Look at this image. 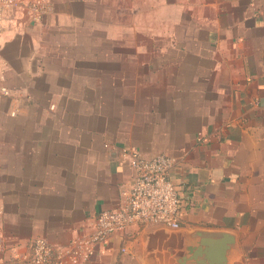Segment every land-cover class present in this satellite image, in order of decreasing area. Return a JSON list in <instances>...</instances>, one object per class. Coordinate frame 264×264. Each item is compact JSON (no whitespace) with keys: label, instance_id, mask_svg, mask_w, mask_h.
<instances>
[{"label":"crops","instance_id":"0c3cea01","mask_svg":"<svg viewBox=\"0 0 264 264\" xmlns=\"http://www.w3.org/2000/svg\"><path fill=\"white\" fill-rule=\"evenodd\" d=\"M51 2L39 23L0 22V264L117 209L134 177L123 148L176 159L180 226H129L82 264H264V0ZM81 30L120 66L99 77L103 110L79 59L58 58L64 74L43 53Z\"/></svg>","mask_w":264,"mask_h":264},{"label":"built area","instance_id":"2783aa9c","mask_svg":"<svg viewBox=\"0 0 264 264\" xmlns=\"http://www.w3.org/2000/svg\"><path fill=\"white\" fill-rule=\"evenodd\" d=\"M52 10L51 0H0V22L15 13L39 23ZM1 92L8 94L6 88H1ZM120 155L128 160L134 177L131 186L121 192L119 207L98 212L90 220L88 230L65 246L33 238L28 250L19 256L18 264H82L91 258L96 245L129 226L154 224L179 228V198L169 176L176 159L165 154L146 157L127 148L121 149Z\"/></svg>","mask_w":264,"mask_h":264},{"label":"rangeland","instance_id":"374dc122","mask_svg":"<svg viewBox=\"0 0 264 264\" xmlns=\"http://www.w3.org/2000/svg\"><path fill=\"white\" fill-rule=\"evenodd\" d=\"M100 19V18H98ZM153 24V21L151 18L146 17L145 18V25L146 26H151ZM39 37L42 36V33L38 34ZM55 35L50 34L47 36V39L49 38V44H52V40L54 39ZM55 40H61V45L64 44V47L61 50H56V49H51L50 47L47 46L46 42V50L43 51V53L47 52V58H49L50 64L48 65L51 69L56 70L61 73H69L70 72V67L66 66L65 64L69 61L68 59L62 61L64 57L67 58H76L80 60V66H79V73L82 75V88L84 86H88L89 84L91 85H97V103L98 105H102V110H103V105L105 103L106 97L104 96L103 90L105 89V81L100 80L99 77H103V73L105 72V69H109V71H117L120 72V66H106L105 65V55H106V50L103 48L104 44V37L103 34L101 33H96L92 34L91 37L89 34H87L84 31L77 32V34H72V35H65V38L59 37L56 35ZM90 41L95 42L96 47H91L90 49ZM73 42V45L70 47V43ZM76 43H79V45H76ZM95 52L96 57H97V64H96V70L91 72L88 70V64L85 62L86 60L88 61V58L90 54ZM62 57L61 59H58ZM62 62V63H61ZM112 67H116V69H112ZM135 72V71H134ZM88 74H90L92 77V74L97 75V79H88ZM111 82H109V88H111ZM120 83V82H118ZM83 92V91H82ZM86 98H89V92L84 93ZM91 95V99H92ZM100 107L98 106V109Z\"/></svg>","mask_w":264,"mask_h":264}]
</instances>
